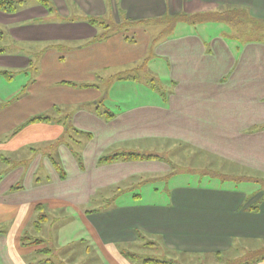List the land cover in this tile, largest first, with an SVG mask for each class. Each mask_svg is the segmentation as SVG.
Instances as JSON below:
<instances>
[{
	"label": "crops",
	"instance_id": "0c3cea01",
	"mask_svg": "<svg viewBox=\"0 0 264 264\" xmlns=\"http://www.w3.org/2000/svg\"><path fill=\"white\" fill-rule=\"evenodd\" d=\"M51 1L62 18L85 14L109 17L114 24L151 23L166 15L225 6H241L251 16L264 18V0ZM146 23L126 30L148 26ZM0 30L9 37L8 45L30 44L29 50L36 55L21 50L0 52V72L30 68L34 75L22 93L10 99L15 90L7 92L0 105V264H39L35 256L39 247L23 245L21 236L28 233L37 205L48 198L43 192L65 181L54 162L65 175L67 171L94 176L88 183L111 186L133 176L138 165L151 160L99 165L102 155L157 141L207 151L209 157L264 175L262 42L203 37L191 30L162 37L158 33L157 43L146 39L141 45L124 31L92 41L95 27L78 20L61 22L32 0L17 13L0 11ZM53 44L62 47H48ZM144 60L145 68L150 64L160 72L162 67L171 85L168 91L154 94L139 74L134 80L111 79ZM64 81L93 86L80 88ZM127 89L134 94L146 89V101L115 106V111L109 108L132 96ZM100 101L113 114L108 120L95 111L94 104ZM39 114L69 116L74 128L90 134L83 149L77 148L81 162L68 140L55 143L63 136V123H27ZM48 147L50 152L44 157L39 149ZM41 168L55 179H39ZM259 196L237 188L187 184L171 188L166 202L115 204L107 212L84 211L81 220L97 245L94 254H104L114 264H128L121 249L136 243L135 231L170 254H212L228 250L232 239L241 243L264 240V201ZM255 205L257 210L249 211ZM86 251L91 253L90 248Z\"/></svg>",
	"mask_w": 264,
	"mask_h": 264
},
{
	"label": "rangeland",
	"instance_id": "374dc122",
	"mask_svg": "<svg viewBox=\"0 0 264 264\" xmlns=\"http://www.w3.org/2000/svg\"><path fill=\"white\" fill-rule=\"evenodd\" d=\"M33 1V0H32ZM193 14V13H192ZM106 22H110L109 17H106ZM148 26H140L130 28L124 32L127 35L135 37L138 44L141 45L142 41L146 39H152L153 43H157L159 38L158 33L171 35L178 32H185L191 30L203 37L223 36L225 38H231L232 40L241 41L242 43L247 40L239 32L240 39H237L234 28L228 22L225 21H206L203 26L197 24L195 30H193L194 24L178 23L172 30H166L164 26L154 25L148 21ZM180 24V25H179ZM182 26V27H180ZM183 28V31L180 29ZM2 29V28H1ZM145 31V32H143ZM4 31L0 30V51H26L31 55L34 52L29 50L30 44H22L20 46L8 45L9 37L4 36ZM162 34V35H163ZM4 36V37H3ZM260 42L264 44V31L261 34ZM155 39V40H154ZM211 39V38H210ZM149 41V40H148ZM37 49L38 47L33 44ZM32 48H34V46ZM49 47V46H48ZM165 66V65H164ZM160 72L157 69H153L150 64L145 68H142L139 73V79L144 81H150L154 79V84L160 91H168L171 88L168 83V77L166 73L162 71V67L159 66ZM30 68L27 70H16L11 72L10 79H7L0 72V77L4 83L0 84V104L4 101L3 95L7 92L15 90L12 99L15 95H18L24 91V88L28 84L30 77L32 76ZM104 75H107L106 73ZM150 79V80H149ZM143 83V82H142ZM141 83V84H142ZM151 83V81H150ZM150 90L157 94V90L149 87ZM146 89L137 90V94H134L133 89H127L126 92L131 93L132 96L126 98V100L117 101L114 106H110L113 111L117 110L115 106L125 107V105H131L146 101ZM157 91V92H156ZM159 93V92H158ZM160 94V93H159ZM154 99H147V101H153ZM120 105V106H119ZM65 139L69 141L71 148L76 152L78 146H82L86 141V136L82 133H74L71 131L69 135L65 136ZM139 143L132 146L128 151H139L144 153H152L162 157L161 159L151 160L145 162L143 165H138L135 168L133 176L127 178L125 181L113 184L111 186H96L95 183H88V178L94 176H80L73 172H65V181L61 185H56L51 190L43 192L47 199H44L41 203H44V209L38 210L33 221L37 220L39 215L45 214L47 220L41 221V231H35L34 224L28 225V233L26 237L41 238L44 240V246L51 250V253L47 255L56 264H114L109 262L104 254L96 255L93 250L96 248L91 240V234L89 235V228L81 220L82 213L85 210L100 209L106 207L108 204L106 198L112 195V187L119 185L127 187L128 190L124 194H120L113 200V204L130 205L132 203H152L159 204L166 202L168 194L171 188L180 185H201L205 187H223V188H237L243 190L247 194H253L259 190V183L254 181H235L231 179H221L220 176H211L212 173L224 174L233 178L239 176H261V173L250 169H243L236 165H232L228 162L217 159L216 157H209V152L197 150L196 148H190L184 144H172L170 142L160 143L155 142L149 144ZM148 145V146H147ZM119 150H110V153H114ZM39 152L45 157L50 152V148H41ZM25 155V154H24ZM28 163V162H26ZM26 163H21V166H25ZM43 168L39 169V179L45 180L46 177H50L51 180L55 179L53 175L43 174ZM91 185V186H90ZM90 186V187H89ZM89 188V189H88ZM95 188H97L95 190ZM134 195H138L135 197ZM134 196V197H133ZM33 223V222H32ZM145 238L133 244H128L124 247V252H131L137 255V257H129L122 255L123 259L128 264H150L145 263V258H156L165 260L166 258H172L170 253L164 252L159 245H148ZM246 245V242H243ZM89 247L91 253L84 252L85 248ZM98 253V252H97ZM41 256H38L40 258ZM95 257V261H93ZM100 257V258H99ZM187 257H179L181 262H186ZM177 259V258H175ZM192 263L199 264H215L214 257L194 256L190 259ZM189 260V261H190ZM107 261V263L105 262Z\"/></svg>",
	"mask_w": 264,
	"mask_h": 264
},
{
	"label": "trees",
	"instance_id": "16d2710c",
	"mask_svg": "<svg viewBox=\"0 0 264 264\" xmlns=\"http://www.w3.org/2000/svg\"><path fill=\"white\" fill-rule=\"evenodd\" d=\"M29 0H0V11L5 12V13H17L21 9H23L26 4L28 3ZM35 3L41 5L46 9V11L49 14H52L55 19H59L61 22L64 21H84L87 22L88 24L92 25L97 29V34L93 38L92 41H102L107 39L111 34L117 33V32H123L126 30L128 26L131 25H136L139 23L143 22H148V21H136V22H121L120 24H114L112 22H106V18L98 17V16H91V15H81L76 18H62L58 15L56 12L55 6L51 0H33ZM206 21H225L228 22L232 28H234L236 33L237 39L241 40V37L239 36L238 32L245 37L247 41H260V37L262 32L264 31V18H255L251 16L247 10L244 7L241 6H225L222 7L218 10L214 11H207V12H197L193 14H187V13H180L177 15H166L162 18H157L154 20H151V22L154 25H163V27H166V30L170 31L172 30L178 23H187V24H197V23H204ZM163 33H161L162 36ZM166 34H163V36ZM242 41V40H241ZM49 47H55V48H61V44H53ZM66 47L63 45V48ZM70 48V47H66ZM1 52V51H0ZM145 66V60L142 62L141 65L134 69H130L127 71H123L120 73L115 74L112 76L111 79L115 80H134L137 78L138 74L141 72L142 68ZM1 73L7 77V79H10L11 77V72L8 71H1ZM150 80V79H149ZM154 79H151L150 81H147L148 85L154 89L159 91V88L156 87L154 84ZM65 83H68L73 86H78L80 88H87V87H92L93 85L87 84V83H80L76 84L74 82L70 81H64ZM102 102H97L94 104L95 106V111L102 115L105 119H110L113 114L105 109L102 105ZM1 105V104H0ZM55 110L58 111L57 108ZM35 122H60L64 124V133L63 136H61L55 143L62 142L65 137L69 135L71 131L74 133H82L86 136V138L89 137V133H84L81 131H78L76 128H74L69 120V116H50L46 114H39L36 116H33L27 120V123H35ZM66 140V139H65ZM78 152V151H76ZM74 151V155L77 157V160L81 162L80 156L78 153ZM159 155L152 154V153H144V152H139V151H116L114 153L110 154H104L98 159V164H107V163H113L117 161H138V160H157L161 159ZM56 167L58 168L59 175L61 178L65 177V174L61 169H59L58 164L54 162ZM211 176H220L221 179H231L235 181H254L259 183L260 187L257 193L260 194L259 200L264 201V177H259V176H239L236 178H233L231 176H227L224 174H218V173H212L210 174ZM264 176V175H263ZM128 190H130L127 187H122L119 185L113 186L112 187V195L106 198L108 204L105 205L106 207H102L100 209H92V210H85V213H97V212H107L110 209L113 208L115 204H113V200H115L116 197H118L120 194L126 193ZM256 193V192H255ZM254 194V193H253ZM251 195V194H250ZM135 197H138V195H134ZM133 196V197H134ZM258 208V205L251 206L249 208V211H256ZM37 209L43 210L44 209V204H38ZM47 217L45 214L39 215L37 220L33 221L32 225L34 224L35 231H40L41 230V221H46ZM27 233H24L23 236H21V243L23 245H28V246H37L39 247L38 250L35 252L36 260L38 261L39 264H56L54 263L50 258H47V255L51 253V250L44 246V240L41 238H33V237H26ZM140 231H135V240L136 242L145 239L146 237L144 236ZM149 239V238H148ZM242 240L240 239H232L231 246L229 247L228 250L223 251V252H215L212 254H192L188 256H182L181 254H175L172 253L171 256L172 258H166L165 260H160L156 258H145L143 261L145 263H150V264H199V263H192L190 259L194 256H204V257H209L212 256L214 257L215 264H257L259 262H264V240H257V241H250L246 242L247 244L244 245L241 243ZM148 245H159L155 240H148L147 241ZM160 247V246H159ZM89 247L85 248V251ZM124 247L121 249V254L126 256L127 258L129 257H137L136 254L131 253V252H124ZM164 251V250H163ZM167 252V251H164ZM168 253V252H167ZM38 256H41L40 258H37ZM179 257H187L188 259L186 262H181ZM177 258V259H175ZM190 260V261H189Z\"/></svg>",
	"mask_w": 264,
	"mask_h": 264
}]
</instances>
